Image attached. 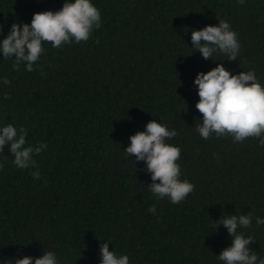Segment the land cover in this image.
Wrapping results in <instances>:
<instances>
[{
	"label": "trees",
	"instance_id": "trees-1",
	"mask_svg": "<svg viewBox=\"0 0 264 264\" xmlns=\"http://www.w3.org/2000/svg\"><path fill=\"white\" fill-rule=\"evenodd\" d=\"M65 2L74 0H0V42L13 23L30 25L35 13ZM92 3L100 28L80 43L42 42L33 71L26 63L17 70L0 49V128H23L26 146H47L25 169L14 164L10 142L0 151V264L48 251L58 264H100L102 243L129 264H225L219 255L234 237L216 221L234 214L252 215L238 231L254 239L250 254L259 264L264 134L203 139L194 82L223 63L233 75L254 71L264 86V0ZM220 21L237 34L235 61L218 50L205 59L192 47L193 30ZM153 119L177 132L165 142L180 148V179L195 186L179 204L153 194L146 161L125 151Z\"/></svg>",
	"mask_w": 264,
	"mask_h": 264
},
{
	"label": "clouds",
	"instance_id": "clouds-1",
	"mask_svg": "<svg viewBox=\"0 0 264 264\" xmlns=\"http://www.w3.org/2000/svg\"><path fill=\"white\" fill-rule=\"evenodd\" d=\"M240 4L244 0H239ZM101 26V13L92 0H74L65 2L58 11H43L34 14L31 24L13 23L6 38L0 42L4 58L14 56L16 69L21 63H26V70L33 71V64L40 59L43 52L42 42H51L59 48L62 43L88 41L94 28ZM192 47L202 53L205 59L213 58L217 50L235 61L238 57L240 44L237 34L230 28L227 21H220L218 26L208 25L201 30L192 31ZM98 43V41H97ZM5 84L10 81L5 78ZM195 85L198 86L200 97L196 108L202 113V125L197 131L205 140L213 133L218 137L231 135L234 142H242L248 137L260 138L264 134V86L257 81L254 71L241 72L233 75L223 63L208 71L200 72ZM19 131V134H18ZM177 135L156 120L150 121L145 131H138L130 137L131 143L125 149L126 153L135 157L136 161H146V171L151 173V192L158 198L168 197L173 204H179L189 193L194 191V185L187 180L181 181L180 166L176 161L180 158V148L166 143ZM27 131L19 130L9 124L0 128V151L10 142V152L14 156V164L21 169L34 165L33 153H39L46 145L35 149L26 146ZM264 146V138L260 139ZM32 175L40 178L39 170ZM159 181V182H157ZM153 214L156 207L149 208ZM252 215H229L216 221L217 228L224 225L230 236L234 237L232 245L224 249L219 259L225 264H257L258 256L250 254V245L254 241L247 238L238 228H248L252 224ZM256 224L264 225V218L257 217ZM102 260L100 264H129L127 255L117 257L115 251L109 250L108 243H102ZM58 264L56 254L45 252L41 257L25 256L16 259V264ZM264 264V259L259 260Z\"/></svg>",
	"mask_w": 264,
	"mask_h": 264
}]
</instances>
